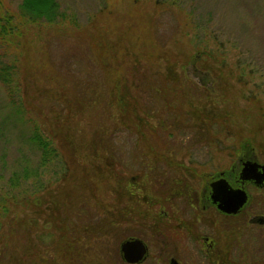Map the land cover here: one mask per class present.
<instances>
[{
  "label": "rangeland",
  "instance_id": "obj_1",
  "mask_svg": "<svg viewBox=\"0 0 264 264\" xmlns=\"http://www.w3.org/2000/svg\"><path fill=\"white\" fill-rule=\"evenodd\" d=\"M245 1L264 5L60 0L77 25L29 29L12 95L0 84V264H123L116 255L127 235L151 238L135 229L141 207L126 215V189L159 156L192 165L198 187L239 157L264 162V18L246 13ZM10 2L16 9L21 0ZM201 52L203 62L194 59ZM35 127L62 166L40 167L29 140ZM98 153L110 155L109 168L99 161L84 177ZM251 194L253 212L264 216V189ZM103 215L106 232L92 234ZM241 230L238 246L225 239L226 259L264 264V225L243 220Z\"/></svg>",
  "mask_w": 264,
  "mask_h": 264
},
{
  "label": "flooded vegetation",
  "instance_id": "obj_2",
  "mask_svg": "<svg viewBox=\"0 0 264 264\" xmlns=\"http://www.w3.org/2000/svg\"><path fill=\"white\" fill-rule=\"evenodd\" d=\"M250 163L260 167L253 169ZM262 167L264 162L239 157L229 169L201 177L202 186L198 187L194 181L199 179L192 165L159 156L142 178L136 177L137 184L128 185L126 189V215L133 213L137 204L142 208L141 215L152 216L149 218L154 226L151 238L130 236L125 239L139 238L147 246V257L136 264H144L150 258L156 264H231L226 259L225 239L230 241L233 237V248L238 246L243 220L264 225V216L255 214L251 206V190L264 189V182L258 181L264 173ZM147 178L156 184L150 182L146 189ZM219 180H226L229 188L246 192L247 202L237 213L223 211L219 201L214 200L215 184ZM205 229L209 231L204 232ZM184 240L186 244H182Z\"/></svg>",
  "mask_w": 264,
  "mask_h": 264
},
{
  "label": "trees",
  "instance_id": "obj_3",
  "mask_svg": "<svg viewBox=\"0 0 264 264\" xmlns=\"http://www.w3.org/2000/svg\"><path fill=\"white\" fill-rule=\"evenodd\" d=\"M10 1L11 0H0V84H3L6 87V89L9 91V93L12 95V90H13L16 76H17L18 56L24 50L25 37L29 29L33 26H40V25H55V24L77 25L78 18H77L76 13L69 12L68 10L64 9L61 5L60 0H21L20 4L17 6L16 9L12 7ZM157 3H158V0H156V4ZM243 7L246 13H249L251 15L254 14L253 17H256V15H258L260 16V18H264V5H261V4L258 5L257 3L250 4L249 2L245 1V3H243ZM203 55L205 56L204 52H201L200 54L198 53L197 55H195L194 59H196L197 61L203 62V57H204ZM132 69H136L135 78H139L138 72L140 71L139 70L140 66L136 65L135 67H132ZM204 90L205 89L203 86H198V87L195 86V90L193 93L204 94ZM123 100H121V102H123ZM124 103H125V100H124ZM136 110L137 109H134L133 115H131L133 116L134 120H135V116L138 115ZM197 114H199V112H196L194 115V118L196 121H200V123L204 121H209L210 123V119L212 118L210 114L205 115V113H203L204 115H201V116L200 115L197 116ZM130 117L127 118L128 122L131 119ZM122 119L123 118L121 117V120ZM123 123L126 127L128 126L125 120L123 121ZM139 123L140 122L138 121L136 122V128L141 130L142 128L139 127L140 125ZM196 123L198 124V122ZM29 140L40 153L39 165L41 168L42 167L45 168L47 165L53 164V163H59L62 166L61 164L62 161L59 155V151L57 147L54 145L53 140L50 139L48 136H46L38 127L34 128V131L31 134ZM103 155L104 154L98 153L99 157L98 158L94 157L95 159L91 160L93 163V166H91L92 168L87 166L85 172L88 175L84 174V177L89 178L90 174H93L94 172L93 169L96 167L94 165L99 161L100 162L102 161L103 166H105V169L106 167L109 168V163H111L112 161L110 159V155H105V156ZM66 169H64L63 171L64 172L63 177H67L68 175V171ZM105 172H106V175L104 174V171L103 172L101 171L99 173L100 177L101 178L103 177L102 178L103 180L108 179L107 177L108 169ZM23 176L24 178H26L27 172ZM20 178H21L20 180H22V177ZM75 200L76 202H78L77 199ZM149 217H152V216L147 215V214L141 215L139 219L144 221L143 225L141 226L142 228L135 227V229L138 231L144 232V234H148V235L153 233L152 229L154 226L150 223ZM101 218L102 219H100L97 222V224L92 223L90 225V228L93 230L92 234L96 233L95 231L97 229H100L101 232H106L105 229L102 228L103 227L102 221H103V218H105V216L103 215ZM113 223L114 221L111 220L110 222L111 227ZM1 227H2V224L0 221V230H1ZM116 230L117 229L113 230L112 233L114 234ZM116 233H119V232H116ZM103 234L104 233H102V235ZM130 236L131 235H127L125 239L129 238ZM136 236L140 237L141 235L138 234ZM144 238L146 237L144 236ZM116 256L118 260L124 264V260L122 259L120 250H118ZM46 262L47 261L42 258L39 264H50Z\"/></svg>",
  "mask_w": 264,
  "mask_h": 264
},
{
  "label": "water",
  "instance_id": "obj_4",
  "mask_svg": "<svg viewBox=\"0 0 264 264\" xmlns=\"http://www.w3.org/2000/svg\"><path fill=\"white\" fill-rule=\"evenodd\" d=\"M251 168H259L257 163H250ZM264 168V167H262ZM259 183L264 182V173ZM215 201H219V207L227 213H237L247 202V194L244 190H234L229 188L226 180H219L215 184ZM120 252L126 263L136 264L143 261L147 257V246L143 240L132 238L121 243ZM173 264V263H172ZM178 264V263H174Z\"/></svg>",
  "mask_w": 264,
  "mask_h": 264
}]
</instances>
